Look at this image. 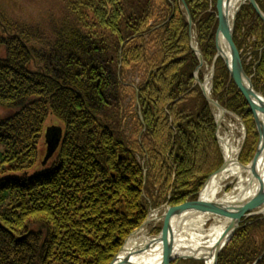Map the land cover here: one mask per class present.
I'll use <instances>...</instances> for the list:
<instances>
[{
	"label": "trees",
	"instance_id": "16d2710c",
	"mask_svg": "<svg viewBox=\"0 0 264 264\" xmlns=\"http://www.w3.org/2000/svg\"><path fill=\"white\" fill-rule=\"evenodd\" d=\"M152 1L133 13L121 0H65L59 9L11 15L1 1L0 264H109L150 206L195 198L221 166L190 46L192 32L211 63L216 0H185L192 27L179 0ZM256 2L264 13V0ZM233 41L264 95V25L248 3ZM211 96L241 117L246 164L258 134L221 58ZM48 117L63 136L41 166ZM259 256L264 264V218L254 215L242 219L217 264Z\"/></svg>",
	"mask_w": 264,
	"mask_h": 264
},
{
	"label": "bare ground",
	"instance_id": "6f19581e",
	"mask_svg": "<svg viewBox=\"0 0 264 264\" xmlns=\"http://www.w3.org/2000/svg\"><path fill=\"white\" fill-rule=\"evenodd\" d=\"M184 4L186 5L185 0H184ZM245 4L246 3L240 4L239 0H230L228 3L226 10H228L227 18H228L229 24L231 22L230 21L231 14L235 11L236 7L239 6L236 13H234L232 39H233V31H234V25L236 22L237 13L240 11V9ZM215 10H216V19H217L216 4H215ZM255 12H256V10H255ZM256 14L259 16V14L257 12H256ZM259 18L261 19L260 16H259ZM261 21L263 22L262 19H261ZM217 24H218V21H217ZM263 25H264V22H263ZM216 29H217V26H216L215 32H214V45H215ZM219 37H220L219 38V45L221 48V54L227 53V49H226L224 40L222 39L221 36H219ZM190 38H191V36H190ZM193 42H194V40H192V43ZM263 47H264V44H263ZM218 58H221V57H219L217 55V51H216V47H215V53H214V56L212 58L211 63L207 64V63H205V61L203 59V66L202 67H204V64L207 65L209 67L208 76L210 75L213 78L215 76V63H216V60ZM221 60L223 61L222 58H221ZM241 63H242V61H241ZM242 67H243V65H242ZM200 70L202 71V69H200ZM249 77L251 78V76H249ZM201 82H203V81H201ZM206 86H207V84H206ZM210 96H211V93H210ZM211 98H212V96H211ZM213 100L216 103H218L221 107H223L217 100H215V99H213ZM213 108H215V107H213ZM223 108L225 110H227L229 113L235 114L234 112L226 109L225 107H223ZM0 113H1V110H0ZM220 116H221V114H220ZM236 116L238 117V121L242 123L241 117H239L238 115H236ZM224 117H226L225 114L223 115V118ZM57 125L58 126H52V125H46L45 124L44 133L42 136V141L45 142V135H46L48 128L58 127L62 131V126L59 124H57ZM216 127H217V125H216ZM255 129L257 131L256 125H255ZM257 134H258V131H257ZM216 138H217V143H218V146H219V149H220V152L222 155V159H223L221 166L223 165L224 162H226L225 168L221 172L215 173L221 167L220 166L216 171L211 173L206 178L203 186L197 192L195 198H193L192 196H189L186 199H184L181 203L176 204V205H170L168 202H166L169 207L173 208L176 206L177 207L188 206L189 208H192L197 203L198 198L203 199V200L206 199V200L219 201V202H228V201H231L234 199L235 200H238V199L243 200V198L251 196L254 192H256L257 184L251 182L250 185H248L250 175H248L246 173V171L244 170V168H242V166H241L242 162L239 160V154L242 150V147L239 149L236 146H234L231 143L232 140L230 139V137H218L216 135ZM60 139L62 140V138H60ZM61 140H60V142H61ZM60 142L58 143L57 147L54 149L53 153H51V155L48 158V160L46 161V163L52 158L54 153L57 151V148L59 147ZM257 144H259V134H258ZM39 145L41 146V144H39ZM46 146H45V150H46ZM44 156H45V152L42 154V158L39 161L41 166H45L44 164H42ZM242 165H246V164H242ZM258 168H259L260 173L262 174V176L264 178V159L262 160V162L260 163ZM143 174L145 176L146 171H144ZM112 176H115V174H112ZM242 176H245V182H243ZM226 180H228L230 183L234 182L235 185L237 184V187H234V190L236 189V191L233 190L232 192L227 193V196L218 197V190L224 184V181H226ZM239 181H242V182H239ZM153 208L154 207H150V210H152ZM167 211H168V208H166L165 213ZM148 213H149V211L147 212V214L145 215V217L143 218V220L140 224V227H142V228L139 230V232L136 233L134 236H131L136 229L131 231L127 235V237L124 239V243L122 245V246H124V244L126 242L124 248H125V252H127V251H131V250H135L136 246H141L144 243L150 244L148 248H146L144 251H142L140 253L135 252V251L131 253L130 261L132 264H134V263L135 264H146V263L147 264H212V260H213L212 256H213V252H214L213 250L218 246L217 244L220 243V241L224 238L223 232L227 226L228 219L219 218V217L214 216L216 214H213L214 218H217V221L215 223H213L212 225H210L206 230H203V229L200 230L196 226H199V225L202 226L203 224H205L204 222H205V220L209 219V217H207L209 215H206V217H205V214L197 212V211H193V210L183 211L182 213L179 214L180 216H174L173 218H170V220H169V223L171 225L170 231H172V233H171L172 238H170V235L168 236V234H167L168 237H166V238H163V237L157 238L158 236H160L162 234V231L164 228L163 223H164L165 213L163 215H161V217L160 216L159 217H156V216L152 217V215L154 214L153 212H152L153 214H151L148 217L147 216ZM250 216H245V217H243V219L248 218ZM154 219H156V220H154ZM158 219H161V220H159L161 224H159L156 227L151 229V232H152V235H150L151 237L150 236L146 237V230L147 229L145 228V226H147L149 223H151L152 220H153V222H155ZM167 239L172 240V242H170L172 247L169 248L168 252H167V246L162 247V243H164L163 241H165ZM227 244L225 246H223L222 250L227 246ZM122 246H121V248H122ZM162 248H163V250H162ZM120 249L118 250V252L120 251ZM169 252H170V254H169ZM220 252H219V254H220Z\"/></svg>",
	"mask_w": 264,
	"mask_h": 264
},
{
	"label": "water",
	"instance_id": "95a60500",
	"mask_svg": "<svg viewBox=\"0 0 264 264\" xmlns=\"http://www.w3.org/2000/svg\"><path fill=\"white\" fill-rule=\"evenodd\" d=\"M179 1H181V4L185 9L187 22L189 26L192 27L193 24H192L191 16L189 14L186 5L184 4V0H179ZM229 1L230 0H216L218 24L215 33V47H216L217 55L223 59L224 64L227 67L230 78L233 80L234 84L237 86L238 90L241 92L247 104L249 105V109L251 111V114L253 116L259 134V144L253 155V158L251 159L249 164L246 165L241 164L242 168H244L246 173L250 175L248 185H250L251 182L256 183L257 190L251 196L243 198V200L238 199L228 202H219V201H212L206 199L203 200L198 198L197 203L192 208H189L188 206H180V207L176 206L173 208L167 207L168 211L165 213L164 216V223H163L164 228L162 234L157 237V238H161V237L166 238L170 235V238H172L171 237L172 231H170L171 225L169 223V220L174 216H180L179 214L182 213L183 211L193 210L203 214H216V216L220 218H226L228 219V222L223 232L224 238L220 241V243L217 244L218 246L213 250L214 252L212 256L213 257L212 264H216L219 252L222 250L223 246H225L230 241L236 229L239 227V224L243 217L250 216L251 214L252 215L260 214L264 216V178L258 168V166L264 159V96L254 89L251 83V78L247 76L243 70L239 52L232 39L234 13H236L239 6H237L235 11L231 14V18H230L231 22L229 24L227 18L228 10H226ZM239 1L240 4L245 2L251 4L264 22V13L261 11L255 0H239ZM219 36H221L222 39L224 40L227 53L221 54V48L219 45V38H220ZM190 46L199 61V65L193 73L194 81L197 84H199L207 102L211 106L221 111V116L227 113L231 114L223 107H221L218 103H216L210 96V91L209 88L206 86V84H209L212 81L213 77L209 75L207 79L203 80V82L199 80L197 72L203 66V56L199 48L192 43V36L190 38ZM236 118L238 119V117ZM244 136L245 134H243V140H244ZM60 138H61L60 128L58 127L48 128L45 135V143L47 146L42 164L44 165L46 164V161L50 157L51 153H53L54 149L57 147L58 143L60 142ZM225 166H226V162H224L223 165L215 173L221 172L225 168ZM141 228L142 227L136 229L131 236H134L136 233H138ZM163 242L164 243H162V247L167 246V252H168L169 248L172 247V245L170 244L172 240L167 239ZM149 245L150 244L144 243L141 246H136L135 250H131L127 252H125V248L124 246H122L120 251L112 258L109 264H132L130 261L131 253L134 251L140 253L144 251L146 248H148Z\"/></svg>",
	"mask_w": 264,
	"mask_h": 264
},
{
	"label": "rangeland",
	"instance_id": "374dc122",
	"mask_svg": "<svg viewBox=\"0 0 264 264\" xmlns=\"http://www.w3.org/2000/svg\"><path fill=\"white\" fill-rule=\"evenodd\" d=\"M1 1L3 3H5L9 7L10 11L8 10V13L11 15L13 13L20 12V10H22V13H25V14H31V13L32 14H36L39 10H41V13L45 12L46 11V8L56 7L57 9H59L60 6L64 3L65 0H52V1H48V0H1ZM1 1H0V3H1ZM140 1H142V0H121L122 4L124 3L125 10L127 12H130V13H133L134 12V10L139 5V2ZM154 2H155V0H153L151 2V4L154 3ZM88 15H89L88 16V19H91L92 20V18H91V12H89ZM185 15H186V13H185ZM81 27L86 31V29H85V27L83 25H81ZM93 31H96V29H94ZM193 37H194V43H195L196 41H195L194 34H193ZM110 39L114 40L113 37H110ZM196 45H197V43H196ZM200 69H202V74H203L202 80L199 78V71L200 70L197 72V75H198L199 80L203 81L204 79H207L208 78L209 67L204 64V67H201ZM194 71H193V73H194ZM229 78H230V76H229ZM193 80H194V77H193ZM194 84L195 85H198L195 81H194ZM207 86H208L209 91L211 93V89H212V86H213V79H212V81L209 84H207ZM210 107H211V111H212L214 117L217 119L216 120V124L218 122L220 123V125L218 126V128L216 127V130H215L216 135L218 137H230V139L232 140L231 143L234 146H236L237 148H240V145H241V142H242V133H243V130H244L245 136H244V140H243V143H242V147H243L244 146V143L246 142V135H247L243 121L240 119L243 124L238 121V119L236 118L237 117L236 116L237 114L236 115L235 114H233V115H231V114H225L226 117L223 118V115L220 116L221 112L219 111V109H217V108L215 109L212 106H210ZM46 125L58 126L57 123H56V121H54L51 117H48V119L46 120ZM127 128L129 130V126H127ZM62 136H63V131H61V138H62ZM257 142H258V139H257ZM257 142H256V145H255V147H256L255 148V151H256L257 146H258ZM39 144H41V142ZM45 146H46L45 142L42 141V144L39 147L40 148V152H41L40 155H39V160L42 158V154L45 152ZM255 151H254V153H255ZM254 153H253V155H254ZM250 161L251 160H249L246 164H249ZM38 163H39V161H38ZM242 164H244V163H242ZM43 168H45V167H43ZM245 176H242L243 182H245ZM239 182H242V181H239ZM234 187H237V184L235 185L234 182L233 183H230L228 180L224 181V184L218 190V197H220V196H222V197L223 196H227V193L232 192L234 190ZM234 191H236V189ZM234 200H231V201H234ZM167 206H168L167 203L166 202H163V203L159 204L158 207L157 206L154 207L152 210H150V208H149V210H148L149 213H148L147 216L149 217L151 214L154 213L152 215V217H155V216L156 217H159V216L161 217V215H163L165 213ZM206 215H209V216H207V217H209V219L205 220V222H204L205 224H203L202 226H200V225L199 226H196L200 230H202V229L203 230H206L210 225H212L213 223H215L217 221V218H214V216H216V215L213 216V214H205V217H206ZM258 215H260V214H258ZM251 216H254V215H251ZM262 217L264 218V216H262ZM156 219H154V220H156ZM242 219H241V222H242ZM159 220H161V219H158L155 222H153V220H152L151 223H149L147 226H145V228L147 229L146 230V237L152 235V232H151V229L152 228H154L157 225L161 224ZM241 222H240V224H241ZM240 224H239V226H240ZM218 256H219V254H218ZM260 256L252 264H257L258 261H259V259H260ZM217 260H218V258H217ZM216 264H217V262H216Z\"/></svg>",
	"mask_w": 264,
	"mask_h": 264
}]
</instances>
